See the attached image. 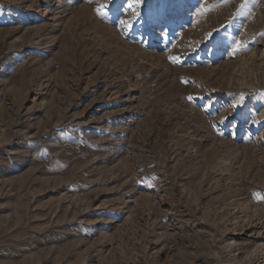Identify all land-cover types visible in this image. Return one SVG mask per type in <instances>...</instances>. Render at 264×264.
Segmentation results:
<instances>
[{
    "label": "rangeland",
    "instance_id": "obj_1",
    "mask_svg": "<svg viewBox=\"0 0 264 264\" xmlns=\"http://www.w3.org/2000/svg\"><path fill=\"white\" fill-rule=\"evenodd\" d=\"M127 3L0 0V264H264V0Z\"/></svg>",
    "mask_w": 264,
    "mask_h": 264
},
{
    "label": "snow or ice",
    "instance_id": "obj_2",
    "mask_svg": "<svg viewBox=\"0 0 264 264\" xmlns=\"http://www.w3.org/2000/svg\"><path fill=\"white\" fill-rule=\"evenodd\" d=\"M142 3V0H128L127 3V7L128 9H131L133 11L134 15H139V13H137L135 11V7L139 4ZM106 7V5H101L100 8H97V11L100 12L102 8ZM121 23H126L125 21H121ZM211 36V34H209ZM171 59H175L174 57H172ZM189 99H191V97H189Z\"/></svg>",
    "mask_w": 264,
    "mask_h": 264
}]
</instances>
